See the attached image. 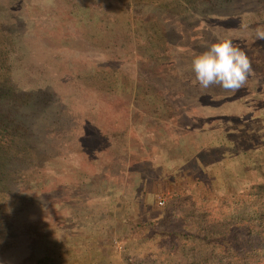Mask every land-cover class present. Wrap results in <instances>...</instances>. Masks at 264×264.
I'll return each instance as SVG.
<instances>
[{
  "label": "rangeland",
  "instance_id": "374dc122",
  "mask_svg": "<svg viewBox=\"0 0 264 264\" xmlns=\"http://www.w3.org/2000/svg\"><path fill=\"white\" fill-rule=\"evenodd\" d=\"M210 2L0 0V264H264V0ZM218 37L234 92L195 81Z\"/></svg>",
  "mask_w": 264,
  "mask_h": 264
},
{
  "label": "clouds",
  "instance_id": "9594fccd",
  "mask_svg": "<svg viewBox=\"0 0 264 264\" xmlns=\"http://www.w3.org/2000/svg\"><path fill=\"white\" fill-rule=\"evenodd\" d=\"M256 37L264 40V30L257 29ZM192 70L201 88L208 89L216 85L233 92L246 84L252 72L246 53L232 40L219 37L206 51L194 57Z\"/></svg>",
  "mask_w": 264,
  "mask_h": 264
},
{
  "label": "trees",
  "instance_id": "16d2710c",
  "mask_svg": "<svg viewBox=\"0 0 264 264\" xmlns=\"http://www.w3.org/2000/svg\"><path fill=\"white\" fill-rule=\"evenodd\" d=\"M223 0H211L210 5L212 9L206 12L204 15L209 16L218 13L223 6ZM6 81L0 83V166H4L6 160L10 161L12 154V148L17 152L19 144L21 146H26L27 141L24 137L16 140L14 144L12 143V137L15 133L13 130V120L11 119V114L14 112L21 113L25 106L23 98L28 96L31 91H22L15 88L12 84L6 87ZM12 83V82H11ZM23 134V132H21Z\"/></svg>",
  "mask_w": 264,
  "mask_h": 264
}]
</instances>
